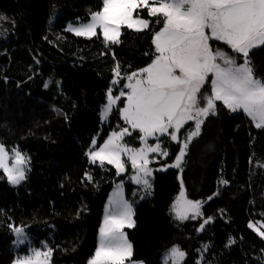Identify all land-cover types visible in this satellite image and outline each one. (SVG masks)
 <instances>
[{"label": "trees", "instance_id": "trees-1", "mask_svg": "<svg viewBox=\"0 0 264 264\" xmlns=\"http://www.w3.org/2000/svg\"><path fill=\"white\" fill-rule=\"evenodd\" d=\"M102 6V0H0V16L6 17L0 19V143L31 158L18 188L0 170V264L14 260L9 225L45 241L53 249V264H87L95 253L105 202L122 178L109 165L91 164L85 153L94 137L102 144L125 125L118 111L124 98L108 121L100 122L114 66L119 63L122 73L130 74L149 65L157 55L153 34L163 26L140 9L141 17L152 21L150 29L122 27L119 44L106 47L100 35L88 39L66 31ZM212 44L232 54L227 46ZM251 58L264 78V46ZM124 83L112 87L114 95ZM217 103L218 114L205 120L189 144L181 171L188 199L212 197L202 219L176 221L170 207L180 188L178 171L155 172L151 195L135 205L134 227L126 230L133 260L161 264L164 253L178 245L187 252L183 264H196L208 245L202 264H260L264 239L248 224L264 220V167L257 166L264 164V129ZM132 137L138 147L139 133ZM164 147L169 151L164 163H172L179 146L166 140ZM125 187L132 200L133 185ZM206 217L213 220L197 231ZM230 239L235 243L229 246Z\"/></svg>", "mask_w": 264, "mask_h": 264}, {"label": "snow or ice", "instance_id": "snow-or-ice-1", "mask_svg": "<svg viewBox=\"0 0 264 264\" xmlns=\"http://www.w3.org/2000/svg\"><path fill=\"white\" fill-rule=\"evenodd\" d=\"M102 4L99 11L90 12L88 21L70 25L67 30L91 39L98 37L99 29L106 47L119 44L122 27L136 32L150 29L152 21L137 12L142 8L147 9L149 17L157 18L155 23L163 26L153 34L152 42L158 55L149 65L130 74L122 73L119 63L114 66L112 84L118 85L120 80H125L123 87L130 91L121 90L119 95H114L109 87L107 103L101 111L103 123L117 101L126 97L124 107L118 111L132 130H139L142 147H130L124 138L131 136L132 131L121 126L102 144L98 145L93 138L85 153L91 164L99 163L102 168L105 164L112 165L116 175L120 176L127 163L121 156H127L136 172L132 181L150 188L147 177L154 170L149 168L153 161L148 153L168 157V149L161 146V137L170 138L179 146L175 160L155 170L180 168L182 171L189 144L200 135L205 120L218 114L217 102L230 113L242 111L256 128L264 129V78L256 74L251 58L254 49L264 46V0H102ZM0 19L6 17L0 16ZM212 41L227 45L234 55L213 47ZM189 121L194 126L182 132ZM149 138L156 143L149 144ZM252 162L250 158L249 163ZM30 165L31 158L27 153L16 147L8 149L0 143V170L10 184L15 186L26 180ZM257 166L264 167V164L257 162ZM86 179L92 182L87 173ZM220 184L227 185L228 181L221 179ZM116 196L114 202L110 201L114 208L106 209L98 244L88 264H143L132 259V244L123 231L134 226L132 204L120 199L119 192ZM181 201L194 210L191 219L203 216L202 202L187 198L182 181L173 211ZM174 218L183 221L189 216L177 212ZM212 220L213 217L204 218L197 231H202ZM256 224L264 227V220L248 224L264 239V231ZM9 227L18 238L17 245L28 241L23 227ZM233 243L235 241L230 239L229 246ZM208 247L203 245L202 250L207 251ZM52 253L53 249L47 244L41 248L29 247L28 252L18 256L13 264H51ZM176 258H180V264L187 258V252L178 245L168 249L162 264H169V260L176 264ZM202 259L203 254L196 264H201ZM257 259L264 264V253Z\"/></svg>", "mask_w": 264, "mask_h": 264}, {"label": "rangeland", "instance_id": "rangeland-1", "mask_svg": "<svg viewBox=\"0 0 264 264\" xmlns=\"http://www.w3.org/2000/svg\"><path fill=\"white\" fill-rule=\"evenodd\" d=\"M142 9H146V8H142ZM138 10H140V9H138ZM57 15V11H55L54 13H53V17H55ZM134 16H135V13H134ZM50 22H52V20L50 21ZM77 23H79V22H72V23H69L68 24V26H67V29L69 28V26L70 25H76ZM66 29V31H68ZM68 32H71V31H68ZM71 33H73V32H71ZM97 33H98V36L100 35V37H101V39L103 40V42H104V38H103V35L102 34H100V30L99 29H97ZM74 34V33H73ZM83 37V36H82ZM94 37H97V36H94ZM85 38V37H84ZM105 43V42H104ZM211 43H219V42H215V41H212ZM219 44H222V43H219ZM154 45V44H153ZM213 45V44H212ZM224 45V44H223ZM225 46H227V45H225ZM213 47H217V48H221V47H218V46H216V45H213ZM228 47V46H227ZM154 49H155V46H154ZM221 49H223V48H221ZM230 49V48H229ZM224 50V49H223ZM231 50V49H230ZM225 51V50H224ZM156 52V51H155ZM227 52V51H226ZM232 53V52H231ZM230 54V53H229ZM157 55H158V53H157ZM232 55H234V53H232ZM242 62V61H241ZM112 81H113V79H112ZM125 83H126V81H125ZM124 85V84H123ZM114 85L112 84V82H111V87H113ZM122 91H124V92H128V91H130L129 89H127V88H124V87H122V89H121ZM120 90V91H121ZM120 91H119V93H118V95L120 94ZM121 98H124L125 99V102H126V97H121ZM125 102H124V104H125ZM107 103V102H106ZM124 107V106H123ZM103 108V107H102ZM101 111H102V109H101ZM237 113H242L243 115H244V113L241 111V112H237ZM232 114H235V113H232ZM109 116H110V114L108 115V117H107V119L102 123L101 122V112H100V122H101V124H105L107 121H108V119H109ZM245 116V115H244ZM246 118H247V120L254 126V124L251 122V120L247 117V116H245ZM120 118H121V116H120ZM122 120V119H121ZM123 121V120H122ZM124 122V121H123ZM124 126H122V127H125V128H129V130L130 131H132V133L134 132V131H136V132H138L139 133V135H141V133L139 132V130H132L130 127H129V125H127L125 122H124ZM194 125H193V122L192 121H189L188 122V124H186L185 125V129H182L181 131L182 132H184L185 130H191L192 129V127H193ZM119 127H121V126H119ZM119 127L117 128V130L119 129ZM202 127V126H201ZM255 127V126H254ZM113 131H116V130H113ZM113 131H111V132H113ZM110 132V133H111ZM109 133V134H110ZM109 136V135H108ZM108 136H107V138H108ZM94 138H96V140L98 141V137L96 136V137H94ZM106 138V139H107ZM105 139V140H106ZM125 141H127V143H128V145L130 146V147H133V148H140V147H142V144H141V141H140V139H139V146L138 147H135L129 140H134L135 138L134 137H132V135L131 136H126L125 138ZM161 140L163 141V143H162V147H164V142L167 140L168 142H171V143H175V142H172L171 140H170V138H168V137H161ZM148 143L149 144H154V143H156V141L153 139V138H149V140H148ZM148 156H149V159L150 160H152L153 162L151 163V164H149V168H151V169H153L154 171L152 172V175L151 176H149V177H147V179L149 180V182H150V185H151V187L150 188H145L144 187V185L141 183V184H136V183H134L133 181H132V179H131V177L133 176V175H135L136 174V172H135V170L132 168V165H131V162L130 161H128V157L127 156H121V159L123 160V161H126L127 163L125 164V171L120 175V176H118V177H121L122 179L121 180H119V181H117L115 184H114V186H113V188H112V190L110 191V193H109V195H108V198H107V200H106V202H105V205H104V211H103V215H102V221H101V225H102V223H103V221H104V218H105V215H106V209H112V208H114V203H110V201H115L116 199H117V196H116V194H117V192H119V194H120V199H122V200H125V201H127V202H129L130 204H132V207H133V212H134V209H135V205L137 204V203H139V202H141V201H143V200H146L150 195H151V192H152V189H153V186H152V180H153V177H154V173L155 172H164V171H167L168 169H176L177 171H178V182H179V184H180V187H181V169L180 168H164V170H160V171H156L155 169H160L162 166H164V165H166V164H171V163H164V161L167 159V157H163V158H161V157H159V156H157L156 155V153H148ZM88 157V156H87ZM88 161H89V158H88ZM9 163H11V159H9ZM96 165H99V163H97ZM105 165H108V164H105ZM109 166H111V167H113L112 165H109ZM114 168V167H113ZM115 169V168H114ZM2 171V170H1ZM115 171H116V169H115ZM3 172V171H2ZM6 176V175H5ZM6 179H7V181H8V178H7V176H6ZM23 182L24 181H22L19 185H12V184H10L9 182V185L12 187V188H18V187H20L22 184H23ZM125 182H128V183H130V184H132L133 185V191H132V200H129L128 198H127V196H126V187H125ZM117 185H120V187L118 188L117 187ZM185 189V188H184ZM179 191H180V188H179ZM179 191H178V193H179ZM178 193L176 194V196L174 197V200H173V202H172V204H171V207H170V214L172 215V217L174 218L175 216H176V213L177 212H179V213H181L182 215H187V216H189V219H186V220H183V221H181V220H178V219H175L176 221H178V222H184V221H188V220H198V219H202V216H200V217H197L196 219H191V216L193 215V213H194V210L193 209H191L189 206H187L186 204H184L182 201L181 202H179V203H177L176 204V209L173 211L172 210V206H173V204H174V202L176 201V197L178 196ZM188 198V197H187ZM210 199L208 198V199H206V200H203V199H201V200H198V201H201L202 202V207H201V212H202V208H203V206L206 204V202L207 201H209ZM193 201H197V200H193ZM132 219H133V221H134V215L132 216ZM101 227V226H100ZM134 226H132V227H126V228H124L123 229V231L126 233V230H128V229H131V228H133ZM256 227L257 228H264V227H261V225H259V224H256ZM24 228V227H23ZM24 230H25V233H26V235L28 236V241L25 243V244H23V245H17V243H16V241H17V236H16V234L13 232V242H12V245H11V251H12V253L14 254V260H16V258L18 257V256H23V255H25L27 252H28V250H29V247H34V248H41L42 247V245L43 244H47L45 241H36L34 238H32V236H30L29 234H28V232L26 231V229L24 228ZM199 232H201V231H199ZM98 236H99V233H98ZM126 236H127V233H126ZM98 239V238H97ZM128 239V238H127ZM129 241V240H128ZM97 244H98V240H97ZM48 245V244H47ZM49 246V245H48ZM174 246H176V245H174ZM173 247V246H172ZM172 247H170V248H172ZM168 251V250H167ZM167 251L164 253V255L162 256V258H165V256H166V253H167ZM204 253V251L203 250H200L199 251V258L198 259H200L201 258V255ZM162 258H161V260H160V263L162 264ZM14 260H13V262H14ZM135 261V260H134ZM202 261H203V259L201 260V264H202ZM13 262H12V264H13ZM137 262H139V261H137ZM51 264H53L52 262H51ZM126 264H127V262H126ZM169 264H172V261L171 260H169ZM176 264H180V258H176Z\"/></svg>", "mask_w": 264, "mask_h": 264}, {"label": "crops", "instance_id": "crops-1", "mask_svg": "<svg viewBox=\"0 0 264 264\" xmlns=\"http://www.w3.org/2000/svg\"><path fill=\"white\" fill-rule=\"evenodd\" d=\"M98 240V239H97ZM88 264V263H87Z\"/></svg>", "mask_w": 264, "mask_h": 264}]
</instances>
